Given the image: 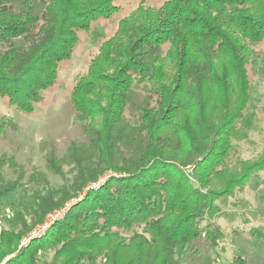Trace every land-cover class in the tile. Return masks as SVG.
<instances>
[{"label":"trees","instance_id":"trees-1","mask_svg":"<svg viewBox=\"0 0 264 264\" xmlns=\"http://www.w3.org/2000/svg\"><path fill=\"white\" fill-rule=\"evenodd\" d=\"M117 1L0 0V99L24 115L57 86L80 34L120 19L71 89L86 141L63 155L44 144L45 169L0 155V201L37 187L30 219L1 232L0 264H180L192 243L222 244L217 202L264 170V153L241 158L233 142L254 109L249 66L264 56V0H166L138 17ZM17 129L0 117V142ZM67 174L69 185L50 187L49 175Z\"/></svg>","mask_w":264,"mask_h":264},{"label":"rangeland","instance_id":"rangeland-1","mask_svg":"<svg viewBox=\"0 0 264 264\" xmlns=\"http://www.w3.org/2000/svg\"><path fill=\"white\" fill-rule=\"evenodd\" d=\"M165 1L118 0L117 3L122 6L123 16L134 14L138 17L140 12L148 13L150 9L156 12ZM119 20L117 16L111 22L98 24L93 32L80 34V44L73 58L63 63L57 86L46 93L45 102L38 105L30 115L21 114L0 99V117L10 118L18 125L16 131L8 132L7 138L0 142V155L15 154L19 164L26 165L31 159L34 166L45 169L44 144H54L59 154L63 155L71 142L86 141L76 125L77 113L71 103V89L86 75L91 60L98 56L100 42L115 34ZM262 52L264 55V47ZM249 72L253 84L254 109H250L249 122L234 135L233 142L237 156L256 160L264 153V56L254 66H249ZM255 110L256 115L253 114ZM6 173L8 180L16 179L9 172ZM30 174L27 168L22 181L24 184L28 183ZM70 178L69 174L65 178L49 175L50 187L58 191L63 185H69ZM34 188L37 187L30 186L28 193L17 191L0 201V231L5 228L17 230L19 215L30 219V212L35 207L32 196ZM216 206L219 212L212 221L226 235L222 244L215 248L205 242L192 243L177 255L178 262L232 264L237 257L239 264H264V170L256 173L243 190L218 201ZM206 224V219L201 221L203 228ZM191 249H199L201 255H195ZM53 257L54 252L47 251L43 260L50 263ZM98 264L103 263L100 261Z\"/></svg>","mask_w":264,"mask_h":264},{"label":"built area","instance_id":"built-area-1","mask_svg":"<svg viewBox=\"0 0 264 264\" xmlns=\"http://www.w3.org/2000/svg\"><path fill=\"white\" fill-rule=\"evenodd\" d=\"M70 206L71 203H68L65 208L50 213L42 224L38 225L27 237L22 240L20 248L27 246L31 240L45 235L47 230L51 227L54 222L63 218Z\"/></svg>","mask_w":264,"mask_h":264},{"label":"crops","instance_id":"crops-1","mask_svg":"<svg viewBox=\"0 0 264 264\" xmlns=\"http://www.w3.org/2000/svg\"><path fill=\"white\" fill-rule=\"evenodd\" d=\"M3 200H4V199H3ZM3 200H1V201H3ZM34 229H35V228H34ZM2 230H3V229H2ZM2 230L0 231V235H1ZM29 234H30V233H29ZM29 234H28V235H29ZM28 235H27V236H28ZM27 236H26V237H27ZM24 238H25V237H24ZM24 238H23V239H24ZM20 244H21V243H20ZM19 248H20V245H19Z\"/></svg>","mask_w":264,"mask_h":264}]
</instances>
